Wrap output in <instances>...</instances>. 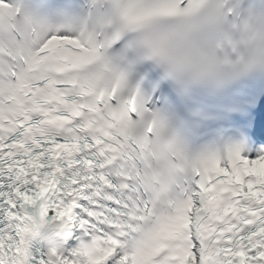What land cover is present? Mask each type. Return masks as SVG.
<instances>
[{
	"label": "snow or ice",
	"instance_id": "6c2138e0",
	"mask_svg": "<svg viewBox=\"0 0 264 264\" xmlns=\"http://www.w3.org/2000/svg\"><path fill=\"white\" fill-rule=\"evenodd\" d=\"M199 5L164 0L117 15L187 16ZM18 12L0 0V264H264V149L183 160L105 67L112 18L71 35ZM254 134L264 140V129ZM126 162L148 168L128 173L134 186L114 185ZM178 162L190 179L173 193ZM113 187L125 194L104 193ZM37 213L78 219L77 244L29 251Z\"/></svg>",
	"mask_w": 264,
	"mask_h": 264
},
{
	"label": "clouds",
	"instance_id": "9594fccd",
	"mask_svg": "<svg viewBox=\"0 0 264 264\" xmlns=\"http://www.w3.org/2000/svg\"><path fill=\"white\" fill-rule=\"evenodd\" d=\"M187 2V0H185ZM251 0H200L199 7L182 18L175 31L151 51L168 70L196 76L264 73V10H253ZM154 169L165 163L152 161ZM181 172H187L181 177ZM190 173L178 166L170 186Z\"/></svg>",
	"mask_w": 264,
	"mask_h": 264
}]
</instances>
